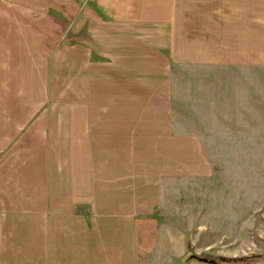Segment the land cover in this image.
<instances>
[{"label":"crops","instance_id":"obj_1","mask_svg":"<svg viewBox=\"0 0 264 264\" xmlns=\"http://www.w3.org/2000/svg\"><path fill=\"white\" fill-rule=\"evenodd\" d=\"M254 66L264 0H0V247L140 263L164 183L203 156L174 105Z\"/></svg>","mask_w":264,"mask_h":264},{"label":"rangeland","instance_id":"obj_2","mask_svg":"<svg viewBox=\"0 0 264 264\" xmlns=\"http://www.w3.org/2000/svg\"><path fill=\"white\" fill-rule=\"evenodd\" d=\"M222 74L201 111L174 105L203 156L187 177L164 183L137 264H264V66ZM28 250L0 247V264H40Z\"/></svg>","mask_w":264,"mask_h":264},{"label":"trees","instance_id":"obj_3","mask_svg":"<svg viewBox=\"0 0 264 264\" xmlns=\"http://www.w3.org/2000/svg\"><path fill=\"white\" fill-rule=\"evenodd\" d=\"M217 264V263H216Z\"/></svg>","mask_w":264,"mask_h":264}]
</instances>
